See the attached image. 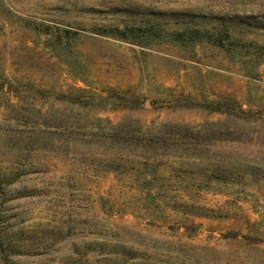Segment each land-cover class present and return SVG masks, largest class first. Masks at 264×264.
<instances>
[{
	"label": "rangeland",
	"instance_id": "rangeland-1",
	"mask_svg": "<svg viewBox=\"0 0 264 264\" xmlns=\"http://www.w3.org/2000/svg\"><path fill=\"white\" fill-rule=\"evenodd\" d=\"M262 59L264 0H0V264H264Z\"/></svg>",
	"mask_w": 264,
	"mask_h": 264
},
{
	"label": "trees",
	"instance_id": "trees-1",
	"mask_svg": "<svg viewBox=\"0 0 264 264\" xmlns=\"http://www.w3.org/2000/svg\"><path fill=\"white\" fill-rule=\"evenodd\" d=\"M115 31H105L98 33L102 36L115 38L120 41H124L133 45H138L142 47H149L156 43H165L171 46H176L181 49L188 47H195L196 45L209 44L226 52L235 51L236 48L231 44V39L227 33V29L214 27L211 29H200L196 27H188L181 31H160L154 28H149L142 31L141 28L135 27H125L122 29H114ZM230 44V45H228ZM229 46V47H228ZM261 61H264L262 59ZM260 61V62H261ZM69 102L79 103L83 106H88L89 102H79L72 97H69ZM134 105H127L130 108H136L139 106L137 101H134ZM204 108L212 109V105H203Z\"/></svg>",
	"mask_w": 264,
	"mask_h": 264
}]
</instances>
